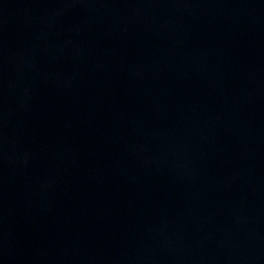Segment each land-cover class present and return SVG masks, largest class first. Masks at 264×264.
<instances>
[{"label": "water", "instance_id": "1", "mask_svg": "<svg viewBox=\"0 0 264 264\" xmlns=\"http://www.w3.org/2000/svg\"><path fill=\"white\" fill-rule=\"evenodd\" d=\"M0 264H264V0H0Z\"/></svg>", "mask_w": 264, "mask_h": 264}]
</instances>
